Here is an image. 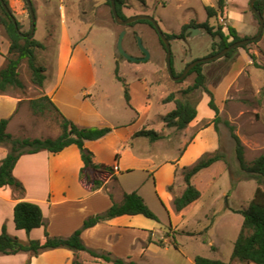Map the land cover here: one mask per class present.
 <instances>
[{
  "label": "rangeland",
  "instance_id": "obj_1",
  "mask_svg": "<svg viewBox=\"0 0 264 264\" xmlns=\"http://www.w3.org/2000/svg\"><path fill=\"white\" fill-rule=\"evenodd\" d=\"M127 1L124 8L127 17L151 15L165 33H180L187 24L195 26L207 20L214 30L222 28L226 33L228 26H233L243 38L255 36L260 28L250 6L251 0H226L224 11L210 19L206 6H217L218 0ZM34 2L38 28L34 37L41 39L46 46L37 51L47 69L48 81L44 87L52 84L60 74L61 52L52 33L62 26L69 35L64 59L69 68L72 93L80 100L95 103L109 119L107 125L117 126L99 140L89 141V147L95 149L100 160L112 166L117 152H122L124 146L132 148L139 156L134 159L127 155L125 163L132 171L118 176L110 186L114 194L109 195L121 199L124 191H138L159 218L155 220L141 215L143 220L154 225L156 231L168 230L165 237L173 245L167 251L163 248L153 257L151 264H196L197 255L230 261L244 219L238 211L249 206L258 183L242 170L226 122L236 127L249 164L264 154V67L255 65L250 56V52L255 53L258 65L264 66V32L259 40L247 43L246 47L238 46L232 56L203 63L206 86L213 92L220 109L217 132L215 112L209 105L211 96L203 88L186 95L183 93L195 82L196 73H189L182 80L172 79L166 64V48L154 26L141 21L132 25L118 24L107 0ZM10 5L23 24L22 29H32L25 1L16 3L10 0ZM38 5H41V15ZM23 8L28 15L21 20L17 12ZM198 28L201 32L197 34L191 35L187 29L186 37L171 40L173 66L178 75L191 61L210 56L218 48L220 37L212 36L203 27ZM124 29L127 30L125 49L135 56H142L137 41V35L141 36L151 54L147 61H131L120 54L118 39ZM0 32L8 38L1 24ZM5 41L0 36V54L6 58L9 50L7 52ZM117 66L118 75L124 81L118 79ZM20 72L26 89L8 92L22 99L11 115L9 132L16 137L58 136L60 128L54 114L36 115L30 108L29 100L39 97L44 87L32 83L26 60H23ZM125 83L130 90L131 106L126 100ZM84 91L91 95L85 97ZM172 92L179 98L189 99L198 109L197 117L184 129L169 127L163 120L176 106L174 101H164ZM138 115L140 119H136ZM138 128L155 129L163 137L155 141L145 136L130 138L128 132ZM195 138L196 141L188 145ZM218 149L225 153L226 160L215 162L193 177L192 181L202 195L183 209L186 211H177L174 198L186 186L184 169L193 166L206 153Z\"/></svg>",
  "mask_w": 264,
  "mask_h": 264
},
{
  "label": "trees",
  "instance_id": "obj_2",
  "mask_svg": "<svg viewBox=\"0 0 264 264\" xmlns=\"http://www.w3.org/2000/svg\"><path fill=\"white\" fill-rule=\"evenodd\" d=\"M27 9L29 6L24 0ZM111 5V0H107ZM119 15L122 18H127L124 13V8L127 6V0H115ZM145 2L146 0H141ZM11 12L14 11L10 5L9 0H5ZM256 6L264 15V0L256 1ZM226 7V0H218L217 6L207 5L206 11L208 18L217 16L224 11ZM30 12V11H29ZM113 14V12H112ZM15 15V14H14ZM114 16V15H113ZM256 16V15H255ZM16 17V16H15ZM257 17V16H256ZM17 18V17H16ZM258 18V17H257ZM31 25L32 16L30 14ZM259 20V19H258ZM141 22L153 24L146 19L139 20ZM260 23V21H259ZM0 24L4 27L6 34L10 41L9 52L6 55V63L0 68V93H8L13 89L24 91L26 84L21 78L20 67L23 60L27 61L28 68L31 74V81L33 84L43 88L48 78L46 73V66L39 59L37 51L45 48V44L33 36H28L29 31H24L22 22L17 18V26L13 21L9 12L3 7L0 2ZM132 25V24H129ZM193 24H187L183 27L180 33H166L167 37L172 40L175 38H184L187 35V29ZM195 27H203L214 37L219 36L220 41L218 48L211 55L223 50L232 43L248 37H240L237 30L233 26H228V32L220 28L214 30L209 24V20L201 24H194ZM23 33V34H21ZM233 37L232 40L230 38ZM162 41V40H161ZM163 43V41H162ZM164 44V43H163ZM215 45V44H214ZM165 46V45H164ZM247 43L241 47H246ZM166 48V47H165ZM237 50L234 48L230 50L225 56L230 57ZM253 62L258 67L256 62V54L250 52ZM203 63L195 66L191 73H196L195 82L188 88L183 90V93L189 94L197 89L203 88L211 96L209 102L210 107L215 112L214 127L219 131L218 121H220V109L215 102L213 92L206 86V74L203 71ZM119 67L117 66L118 79L124 81L118 75ZM174 74L178 75L174 69ZM125 96L128 104L131 106L130 90L125 83ZM165 102H175V108L168 112L163 120L169 127H176L177 129L186 128L198 115L196 105L186 98H179L174 92L170 93ZM30 108L36 115L45 116L47 114H54V120L58 123L60 133L56 137H16L9 132L8 127L11 117H6L0 121V145H7L9 147L8 154L0 161V187L11 186L19 194L25 193V186L23 182L14 174V169L21 156L25 154L38 153L40 151H49L51 153H59L70 145H77L81 151L84 166L81 170V176L86 182L92 185L93 190H97L105 185L106 178L103 174L115 175V168L105 164H97L94 162V153L86 147V141L98 140L113 130L111 126H83L79 125L69 117H67L53 99L46 93H42L37 98L29 100ZM230 128L231 136L235 142V151L242 170L247 172L250 178L257 181L258 187L254 198L249 206L245 209L239 210L244 217L241 230L237 236L234 244L233 253L230 261H224L219 258H211L203 255L195 257L196 264H264V154L258 156L252 164H249L246 159L245 146L240 136L236 133V127L229 121L226 122ZM136 136L149 137L152 141L161 139L163 134L155 129L143 128L135 133ZM120 158V153H117L116 159ZM226 160L225 153L219 149L214 152H208L201 157L193 166L184 169V182L186 184L181 194L175 196L174 204L177 211H182L191 203L197 201L201 195V190L193 183V177L201 170L208 168L217 161ZM172 186V185H171ZM171 186L169 188H171ZM143 215L150 219L159 220L158 215L150 208L145 198L138 191L125 192L121 202H113V204L105 211L87 217L83 225L77 229L69 237L51 236L49 232L45 231V239H29L28 241L12 235L8 232L7 226L4 225L0 233V254H17L20 252L30 253L31 256H37L43 251L55 248H69L75 251L76 255L72 264H85L79 259L78 253L80 251L88 252L95 260L103 261L108 264H140L135 260H126L120 257H115L111 253L98 252L88 247L83 239L82 233L85 229L95 226L100 222L110 220L121 215ZM14 221L18 229H24L30 232L35 228L45 225L44 213L41 206L35 202L22 200L19 201L14 209ZM150 242L157 243L159 246H165L163 239L153 240ZM207 242V239L204 240ZM178 248V245L175 244ZM30 261H28V264Z\"/></svg>",
  "mask_w": 264,
  "mask_h": 264
},
{
  "label": "crops",
  "instance_id": "obj_3",
  "mask_svg": "<svg viewBox=\"0 0 264 264\" xmlns=\"http://www.w3.org/2000/svg\"><path fill=\"white\" fill-rule=\"evenodd\" d=\"M23 1L15 0L16 3H23ZM36 3L33 4L36 6ZM38 7L41 15V5H38ZM17 14L20 15L21 20L26 19L28 15L24 8ZM37 31L36 24L35 34ZM52 35L61 52L59 59L60 74L52 84L44 87L43 93L48 94L61 111L79 125L111 126L107 125L109 119L104 117L95 103L86 99L80 100L75 96V93H72L70 88L71 78L68 75L69 68L66 66L64 59L69 35L62 26L60 29H55ZM0 36L6 40V50L8 52L10 41L7 37H4L2 32H0ZM38 40L41 41V39ZM5 63L6 58L0 54V68ZM83 94L85 97L91 95L88 91H84ZM20 101L22 99L10 93H0V121L3 118L11 117ZM140 118V115H138L136 119ZM116 127H113V130ZM141 129L131 130L128 132L129 137L135 139V133ZM89 141L91 140L86 141V147L94 153V162L109 165L97 157L95 149L89 147ZM195 141L196 138L188 145ZM74 147L78 146L70 145L56 154L49 151H40L21 156L14 169V174L23 182L25 193L21 195L11 186L0 187V233L3 226L6 225L10 234L25 241L29 239L44 240L46 230L51 236L69 237L83 225L87 217L107 210L114 201H122L126 191L121 193V199L110 198L109 193L112 192L110 186L114 181H117L120 174L132 171L131 166L125 163V158L127 155L132 156L134 159L138 158L139 156H136L134 150L124 146L121 149L122 152H117L120 153V158L115 159V165L113 166L116 177L103 174L106 178L105 185L93 190L92 185L81 176L84 161L79 147ZM8 152L9 147L7 145H0V161ZM150 162L152 161L150 160ZM70 181L74 183L71 184ZM22 200L35 202L41 206L45 225L35 228L29 233L16 227L14 209L16 204ZM167 231H156L154 225L145 222L140 214L121 215L85 229L82 233V239L88 247L98 252L111 253L115 257L135 260L140 264H151L153 257L159 254L163 248L167 251L173 245L168 242L169 238L165 237ZM151 237L153 240L164 239L166 246H159L155 241L150 242ZM75 255L74 250L64 247L46 250L37 256H31L27 252L0 254V264H28V261H30L29 264H72ZM78 255L79 259L85 264H108L95 260L86 251H80Z\"/></svg>",
  "mask_w": 264,
  "mask_h": 264
},
{
  "label": "water",
  "instance_id": "obj_4",
  "mask_svg": "<svg viewBox=\"0 0 264 264\" xmlns=\"http://www.w3.org/2000/svg\"><path fill=\"white\" fill-rule=\"evenodd\" d=\"M256 1H258V0H251L250 1L251 9L260 21V28H259L258 33L255 36L244 38L242 40L236 41V42L232 43L231 45L227 46L226 48H224L223 50L217 52L216 54H213V55H210L207 57H203V58H198V59L191 61L186 66V68L183 70V72L180 75L174 74L171 40L167 37L166 33L163 31L161 25L159 24V22L157 21V19L155 17L148 15V14H136V15H132V16H129V17L124 19L119 15L115 0H111V7H112V12H113L114 18H115L116 22L120 25H129L133 22L143 20V19L149 20L153 24V26L156 28L161 40L163 41V43L166 47V64H167L169 75L172 77V79L178 81V80L184 79L191 72V70L195 66H197L198 64L217 60V59L225 56L230 50L237 48L238 46H242V45L249 43L251 41H257L262 37L263 32H264V15L261 12V10L259 8H257V6L255 4ZM0 2L2 3V5L6 9V11L10 13L13 21L16 23V26H17V18L11 12V10H10L9 6L7 5V3L5 2V0H0ZM26 2L29 6V11H30V14L32 16V29H31L30 33L28 34V36H33L35 34V30H36V12H35L33 1L32 0H26ZM17 28H18V26H17ZM190 29L192 30L191 35H194V34H197L198 32H201V30L198 27H192ZM21 34H23V33H21ZM126 34H127V30L124 29V30H122V32L119 35L118 51L120 52V54L123 55L126 59L131 60V61H135V62L147 61L150 58L151 54H150L149 49L144 45L142 37L137 35L138 46L140 47V49L144 53V56L139 57V56H135V55L129 53L125 49L124 38H125Z\"/></svg>",
  "mask_w": 264,
  "mask_h": 264
},
{
  "label": "flooded vegetation",
  "instance_id": "obj_5",
  "mask_svg": "<svg viewBox=\"0 0 264 264\" xmlns=\"http://www.w3.org/2000/svg\"><path fill=\"white\" fill-rule=\"evenodd\" d=\"M192 27H195V26H189L188 27V29H190V28H192ZM190 31H191V33L190 34H192V30L190 29ZM142 56H144V53H143V55ZM139 57H141V56H139Z\"/></svg>",
  "mask_w": 264,
  "mask_h": 264
}]
</instances>
